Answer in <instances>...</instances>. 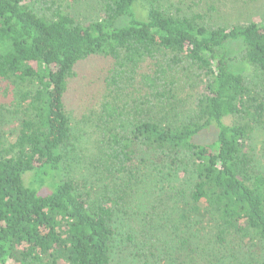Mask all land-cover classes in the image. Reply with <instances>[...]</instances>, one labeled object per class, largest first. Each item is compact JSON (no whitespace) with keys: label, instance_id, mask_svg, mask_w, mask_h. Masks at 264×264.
I'll list each match as a JSON object with an SVG mask.
<instances>
[{"label":"trees","instance_id":"obj_1","mask_svg":"<svg viewBox=\"0 0 264 264\" xmlns=\"http://www.w3.org/2000/svg\"><path fill=\"white\" fill-rule=\"evenodd\" d=\"M255 1L0 0V264L264 259V17L223 15ZM73 95L95 109L82 181L66 174Z\"/></svg>","mask_w":264,"mask_h":264},{"label":"rangeland","instance_id":"obj_2","mask_svg":"<svg viewBox=\"0 0 264 264\" xmlns=\"http://www.w3.org/2000/svg\"><path fill=\"white\" fill-rule=\"evenodd\" d=\"M159 1V0H158ZM168 1L169 3H174L175 0H162V2ZM71 3V2H70ZM80 6V5H79ZM77 6V7H79ZM87 4H83L79 7L77 12L79 14L83 15V10ZM146 7L143 5V3H138L136 6V12L139 18H145L146 16ZM223 15L230 24H240V23H245V22H252L259 20L264 17V0H256L254 3L248 5L247 7L241 9H236L232 8L230 6L224 7L223 8ZM244 49V46L241 42H233L228 45V55L231 57H235L239 55L242 50ZM231 69L236 72V73H244V75L248 76L251 73V67L248 64L240 63V62H232L230 64ZM187 92L194 94L197 92L196 89L193 90H188ZM84 99L80 101V95H73V97L68 98L71 104L73 105L70 109V117L72 119L73 123V128H74V145H75V152L70 154L68 156V159L72 161L73 166L66 172V174L74 178L77 181H82L86 180L88 178L87 176L89 175V169L88 165L90 162V158L93 155V152L95 150V140L96 136L95 134V129L93 126V115L95 113V109L89 108L90 105L92 104V98L83 96ZM190 104V102H189ZM96 108V107H95ZM214 135L211 133L207 134L203 138V140L211 142L213 140ZM255 150L258 155V166L260 169H264V125L258 129L254 141H253ZM75 161V162H73ZM61 179V175L59 176ZM39 183V182H38ZM38 183H36L34 186L37 188L39 187ZM50 187H44L41 190L42 194H48L51 192ZM138 212V211H137ZM144 212V211H140ZM131 215L135 214L136 211H129ZM121 226V231H125V229H128L131 222L130 221H125L124 222H119ZM203 233H200V239L197 241L194 239V246L197 247L202 246L204 244V238L209 241V234H205L204 231ZM203 241V242H202ZM252 251V250H251ZM250 251L248 250H243L240 249L239 247L236 248L235 245H227L226 247H223L222 249L219 248L217 251H213L212 254L214 256V262L213 264H264V259H259V262L256 260L252 259L253 256H249L250 254L248 253ZM124 260L127 261L128 264L130 263V260L125 256ZM174 256V255H173ZM177 256H174L176 258ZM257 256H254L256 258ZM185 259L187 257H184ZM203 259V258H202ZM212 259V258H211ZM205 261V259H203Z\"/></svg>","mask_w":264,"mask_h":264}]
</instances>
